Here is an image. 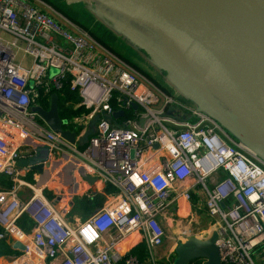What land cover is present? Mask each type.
<instances>
[{"label":"built area","instance_id":"built-area-1","mask_svg":"<svg viewBox=\"0 0 264 264\" xmlns=\"http://www.w3.org/2000/svg\"><path fill=\"white\" fill-rule=\"evenodd\" d=\"M19 53L29 62L18 61ZM66 85L79 96L74 107L86 111L62 118L64 128L79 137L100 116L84 145L33 110L48 109ZM31 143L112 186L103 206L70 223L19 166L35 154ZM0 173L10 182L0 186V239L25 246L9 255L13 264H157L166 213L189 205L195 191L206 194L222 263L264 264V159L209 114L143 83L127 61L41 0H0ZM23 187L32 190L26 199L18 195ZM25 212L33 221L28 232L18 224ZM134 237L145 243L147 260L122 249Z\"/></svg>","mask_w":264,"mask_h":264},{"label":"water","instance_id":"water-1","mask_svg":"<svg viewBox=\"0 0 264 264\" xmlns=\"http://www.w3.org/2000/svg\"><path fill=\"white\" fill-rule=\"evenodd\" d=\"M68 1L86 2L89 8L96 6L92 3L94 0ZM99 1L116 6L144 25L163 33L183 52L188 51L192 46L198 45L207 53L211 57L210 62H208L209 75L223 91L226 98L216 93H213V95L218 100H223L229 109L224 111L218 107V104L209 99L208 95L203 92L204 86L194 88L195 97L198 101L196 108L222 122L224 128L232 136L264 159V72L259 64L260 60L255 41L253 39L248 42L245 40L241 28L235 22L234 14L230 9L222 7L219 0ZM241 2L264 12V0H241ZM124 5L127 7L124 8ZM113 20L120 24L124 31H133V27L130 25L118 22L115 17ZM133 32L141 33L140 31ZM201 42L206 45H201ZM156 55L159 56L162 64L171 73L178 74L181 77L186 76L175 72L158 53ZM186 63L190 65L189 61H186ZM196 82L198 86H202L197 80ZM207 91L209 90L207 89ZM209 93L211 92L209 91ZM134 107H137V104H134ZM33 110L40 114L54 132L60 133L62 137L71 143L77 142L80 145L87 143L89 136L95 133V127L100 118L99 115H95L89 122L87 130L77 137L75 131L64 128V121L59 114L57 93L51 95L48 109L36 106L33 107ZM122 113L123 111H119L114 115L117 116ZM31 145L35 150V154L29 159L20 160L19 165H29L32 170L35 169L43 173L45 169H49L52 162L51 149L44 145L34 143H31ZM81 171L82 176L88 181L92 190L96 192L101 184L99 177L86 172L84 169H81ZM68 181L71 184L69 179ZM54 183L51 187H56V191H68V195H60L52 200L54 204L58 205L63 198L70 197L71 189L57 185V181L56 186H54ZM217 239L218 233L214 231L205 240L191 238L184 243H180L176 248L177 256L173 264H190L195 259H205V264H223L216 244ZM14 248L23 250L25 246L17 241Z\"/></svg>","mask_w":264,"mask_h":264},{"label":"rangeland","instance_id":"rangeland-1","mask_svg":"<svg viewBox=\"0 0 264 264\" xmlns=\"http://www.w3.org/2000/svg\"><path fill=\"white\" fill-rule=\"evenodd\" d=\"M41 1H43L48 6V9L53 14H55L57 18L70 19L74 22L76 21V23L83 26L85 29H87L90 32V34L93 36L95 40H97L103 46H106L108 49L110 48L109 50L111 52L114 53L115 51L116 52L118 51L122 54L121 52L122 49H125L127 47L129 51L130 50L132 51V53L131 56H129V58L126 57L124 58L128 60L130 66H132L137 72L141 74L143 83L144 82L149 83L154 89H158L165 92L168 91L167 93L176 95V97L179 98L182 102L189 103V105L196 108V106L198 105L197 104L198 101L196 100L197 98L195 97L196 95L194 93V88L203 87V86H198V83L196 82V80L193 79L194 78L193 76L192 78L189 76V74H185L177 70L172 65L171 60L169 58L165 59L164 57L165 55L163 51L160 49V47H154L152 45H148L147 42L141 41L140 39H138L137 36L132 35L131 33L128 34L126 31H124V28H122L120 24H117L113 20V18L115 17V19L118 20V22L120 23L130 25L131 27H133V31H137V32L140 31L141 32L140 34L143 36L148 34H150L151 36H158L153 29L144 25L142 22L133 18L130 14H127L124 11L120 10L116 6L109 3L107 4L106 2L103 1L94 0L92 3L96 6H93L92 8H89L86 2H69L68 0H41ZM139 40L144 44L141 43ZM171 45L172 47H174L173 49H175L181 54V52L174 46L173 43H171ZM154 51L158 53V55H160V57L164 59V61L167 62V64L170 65L175 72H178L180 75H188V76L181 77L178 74L171 73L168 70V68L162 64L159 56H157ZM180 57L185 61V64L187 65L186 63L187 60L183 57L182 54ZM17 60L23 61L25 63L29 62V59L24 57L22 53L18 54ZM187 66L189 69V65ZM54 71L55 69L52 70V72ZM194 71L196 73V74L194 73L195 75L201 76L199 72H197L196 70ZM208 90L212 94L209 93V91H207L206 88H203V92L206 95H208L209 99H211L214 103L218 104V107L222 108L224 111H227L229 108L227 107L226 103L223 100H218V98L213 95L214 92L211 86L210 88H208ZM49 105L50 104L46 105V107L49 108ZM216 121L220 124V126L223 127V129L226 132H228L224 128L222 122L218 120ZM54 164L58 165V163H54ZM77 167L78 166H76V171L79 170L81 175H83L81 168L77 169ZM32 171L36 172L37 170L34 169ZM58 171H59V167L57 168V171H55V173L57 174ZM74 171L75 169H73L71 173L69 172L68 174V179H73V183H71L69 187L71 189L70 192L71 198L66 199V201H64L65 206L60 205L61 207L59 208L62 209V211L66 212L67 217L71 218L72 221L76 219L82 221L88 218L90 214H86L82 209H80L76 205V203H74V201L77 200L78 197L77 195H80V193L78 192V189L80 187V182L81 184H83L82 177H79L78 175L75 176ZM45 177H48V174ZM35 184H38V181L36 179L34 185ZM88 185L86 186L83 192H88L87 190L88 188L90 189V193L92 194L91 192L92 188ZM65 186L68 187L69 185L66 184ZM102 187H104V185L102 186V182H101V184L99 185V189ZM44 189L49 190V192H51L52 195L54 196L51 200H55L60 195H67L65 191H58L59 193H57L56 188L51 189L50 187H44ZM63 200L64 198L62 199L61 202H63ZM71 201H73L74 205H71ZM67 202L68 204L66 205ZM165 228L169 235L171 233L170 228L168 226H166ZM5 261L8 264H12L10 263V260H5Z\"/></svg>","mask_w":264,"mask_h":264},{"label":"crops","instance_id":"crops-1","mask_svg":"<svg viewBox=\"0 0 264 264\" xmlns=\"http://www.w3.org/2000/svg\"><path fill=\"white\" fill-rule=\"evenodd\" d=\"M154 31L158 36L154 37V36H151L150 34L143 36L139 33H135L131 30H127L129 34L131 33L132 35L137 36L138 39H140L141 41L147 42L148 45H152L154 47H160L163 53L168 55V56L167 55L164 56L165 59L169 58L171 60L172 65L175 67V62L170 57L173 53L174 47H172V45L167 46L171 44V41L158 30L154 29ZM121 52L122 54L118 51L117 52L115 51L114 53H116L119 57H122L128 62L126 58H129V56H131L132 51L131 50L129 51L128 48L126 47L125 49H122ZM194 73H195L194 70H192V68L191 69L189 68V76H193L206 89L210 88V86L206 83V81H204V79L201 76L195 75L196 73L195 74ZM53 162L58 163V165L54 164L55 165L54 169L52 166L48 170L45 169V172L43 173H39V171L33 172L29 165L25 166L27 167V169L24 168L26 172L25 178L28 181H30V183L32 184V188L33 186H42V188L50 187L52 189L53 187H51V185L52 183L55 182L54 186H56V181H57V185L66 187L65 185L67 184L69 185L68 187H70L71 184L68 183L69 182L68 181L69 172L71 173V171L75 169L74 174L75 176H77L76 166L75 165L73 166L74 162L72 161V159L63 157L61 159H57V161H52V163ZM19 166L24 167L23 165L22 166L19 165ZM58 167H59V171L56 174L55 171H57ZM77 168H79V166ZM47 174H48V177H45L47 176ZM2 176H3V180L0 179V186L6 189L10 186V182L6 176H4L3 174ZM30 176L34 180V182L36 179L38 181V184L34 185V182H31V180L29 179ZM69 180H71V183H73V179H69ZM87 190L89 191L88 188ZM67 192L68 191L65 190V193L68 195ZM91 192L94 193L93 190ZM57 193L59 192L57 191ZM31 194H32V190L28 187H23L18 192V195L21 199H26ZM69 198H71V196ZM69 198H64L63 202L60 201L58 205L55 204V206L57 209H59L60 213L70 223L77 224L80 222V220L76 219L72 221L71 218L67 217L66 212L62 211V209L59 208L61 207L60 205L65 206L64 201H66V199H69ZM205 199H206L205 193H198L197 191H195L193 193L192 201L189 203V205L175 204L170 207L169 211L165 215V218L163 219V224L165 227L168 226L170 228L171 233L169 235L167 233L163 244L160 245L159 247H156V249H154L153 251L154 258L157 260V263L162 262L164 264H173L177 256L176 248L180 243H184L188 239H191V238H198V239L205 240L212 235V233L215 231L214 219L208 214L205 208ZM67 204L68 202L66 203V205ZM72 204H74L73 201H71V205ZM136 238L134 237L132 241L130 240L126 245L122 247V249L125 251H129L131 243L134 242ZM17 241L18 240H15L14 238L6 239V242L11 246V249H13L14 251H17L18 254H20L22 250H20L19 248H14V244ZM5 260H10V263L13 264V262L9 258V254L0 257V264H8L6 263ZM2 262H5V263H2ZM201 262L205 264L206 260L201 259Z\"/></svg>","mask_w":264,"mask_h":264},{"label":"bare ground","instance_id":"bare-ground-1","mask_svg":"<svg viewBox=\"0 0 264 264\" xmlns=\"http://www.w3.org/2000/svg\"><path fill=\"white\" fill-rule=\"evenodd\" d=\"M219 4L222 7L230 9L232 11V13L234 14V20L241 28V31L245 37V40L247 42L250 39H253L255 41V45L258 51L257 53H258L259 60H260L259 64H260L261 69L264 72V12L252 7L249 4L248 5L243 4L241 0H219ZM124 6H123L124 8L127 7L126 5ZM204 42H201L200 44L206 45L205 44L206 42L205 43ZM171 43L173 42L171 41ZM170 45L171 44L167 46H170ZM174 46L181 52L183 57L187 61H189V64H190L189 68L190 69L193 68L194 70L199 72V74H201L204 81H206V83L209 86H211L214 93L226 98L223 91L220 89V87L214 82L212 77L209 75L208 62H210L211 57H209V55L205 53L198 45L192 46L188 51H184V52L181 51L175 44ZM181 54L178 51L173 49V53L170 57L175 62V68L177 70L185 74H189L188 66L185 64V61L180 57ZM164 55H167V54H164ZM263 100H264V90H263ZM72 161L74 162L73 165L79 166V164L75 160L72 159ZM51 167H52V162L50 164L49 169ZM76 173L78 175H81L79 170H77ZM82 178L84 181L88 183V181L83 176ZM33 188L37 193H39L42 186H33Z\"/></svg>","mask_w":264,"mask_h":264},{"label":"trees","instance_id":"trees-1","mask_svg":"<svg viewBox=\"0 0 264 264\" xmlns=\"http://www.w3.org/2000/svg\"><path fill=\"white\" fill-rule=\"evenodd\" d=\"M57 94H58L59 114L61 118L77 116L80 115L82 112L86 111L85 107H79V108L74 107V105L77 102H79V96L77 93L70 91L68 85L64 87L62 92H58ZM66 101H71V104L66 105ZM52 166L54 169L55 167L54 163H52ZM78 176L82 177L81 175ZM0 179L3 180L2 174H0ZM29 179L31 180V182H34L31 176L29 177ZM82 181L83 184H81L80 182V187L78 189L80 195H77L78 196L77 200L74 201V203H76V205L80 209H82L86 214H92L95 210L103 206L107 198V195L112 193L114 189L112 186L106 185L100 189L98 187L97 191L94 193L92 192L91 194L90 189L88 192H83L86 186L88 185V183L84 180ZM44 193L46 196H48L49 199H52L54 197L52 193L49 192V190L44 189ZM18 224L25 231H30L33 226V221L30 218V216L25 212L18 219ZM128 242H126L124 245H126ZM129 252L138 255L143 260H147L148 253H147L146 245L139 237L136 238V240L131 243ZM11 253H18V252L11 249V246L6 242V239H0V257ZM147 264H152V263L148 262ZM157 264H164V263L159 262ZM190 264H203V263L201 262V259H195Z\"/></svg>","mask_w":264,"mask_h":264}]
</instances>
